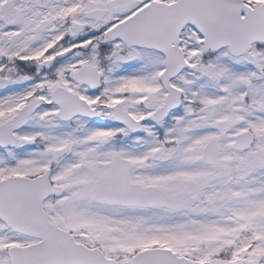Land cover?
<instances>
[{"label": "snow or ice", "instance_id": "obj_1", "mask_svg": "<svg viewBox=\"0 0 264 264\" xmlns=\"http://www.w3.org/2000/svg\"><path fill=\"white\" fill-rule=\"evenodd\" d=\"M0 264H264V0H0Z\"/></svg>", "mask_w": 264, "mask_h": 264}]
</instances>
